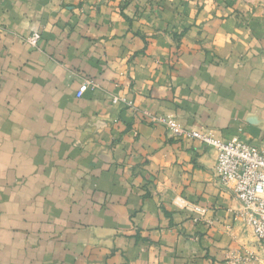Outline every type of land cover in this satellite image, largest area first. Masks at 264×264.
Returning <instances> with one entry per match:
<instances>
[{
	"label": "crops",
	"instance_id": "0c3cea01",
	"mask_svg": "<svg viewBox=\"0 0 264 264\" xmlns=\"http://www.w3.org/2000/svg\"><path fill=\"white\" fill-rule=\"evenodd\" d=\"M148 115L264 149V0H0V264L261 260L216 151Z\"/></svg>",
	"mask_w": 264,
	"mask_h": 264
},
{
	"label": "built area",
	"instance_id": "2783aa9c",
	"mask_svg": "<svg viewBox=\"0 0 264 264\" xmlns=\"http://www.w3.org/2000/svg\"><path fill=\"white\" fill-rule=\"evenodd\" d=\"M40 40V33H33L25 38V42L33 48L38 47ZM93 88H96V84L92 80H85L78 96ZM119 101L115 98L113 103L117 104ZM123 102L133 107L132 103L125 100ZM149 118L154 124L164 127L174 140L199 141L216 151L215 176L222 188L240 202L242 208L239 218L252 230L262 253V261L250 254L247 257L236 256L229 264L264 262V149L257 148L238 136L226 140L207 129H188L171 117L150 115Z\"/></svg>",
	"mask_w": 264,
	"mask_h": 264
},
{
	"label": "rangeland",
	"instance_id": "374dc122",
	"mask_svg": "<svg viewBox=\"0 0 264 264\" xmlns=\"http://www.w3.org/2000/svg\"><path fill=\"white\" fill-rule=\"evenodd\" d=\"M246 228H247V227H246ZM237 256H238V255H237ZM233 259H236V255H230V256L228 257V259L226 260L225 264H229L230 262H232ZM255 264H264V262H261V261H260V263H259V262H256Z\"/></svg>",
	"mask_w": 264,
	"mask_h": 264
}]
</instances>
